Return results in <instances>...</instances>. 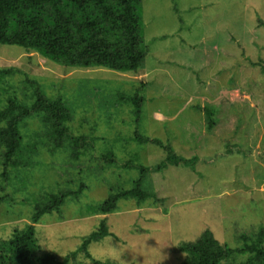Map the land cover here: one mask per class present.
I'll return each mask as SVG.
<instances>
[{
  "label": "rangeland",
  "instance_id": "obj_1",
  "mask_svg": "<svg viewBox=\"0 0 264 264\" xmlns=\"http://www.w3.org/2000/svg\"><path fill=\"white\" fill-rule=\"evenodd\" d=\"M141 9L149 53L137 74L67 67L0 43V67L20 70L6 81L10 91H0V103L12 95L30 102L31 91L22 94V86L36 80L72 109L73 134L95 138L79 158L70 148L51 150L41 143L35 151L29 143L45 132L40 118L29 119L19 159L30 164L13 168L8 179L1 176L0 148V240L30 222L44 195L75 189L81 181L86 188L79 198H69L60 212L45 213L36 224L38 243L63 258L103 219L114 235L92 242L90 255L79 251L70 264H92L93 258L179 264L186 256L180 244L206 229L233 248L252 243L264 229V0H143ZM137 89L144 96L139 125L133 105L118 99ZM199 107L214 109L212 129ZM136 129L154 142L134 141ZM157 142L197 157L195 169L169 165L152 171L144 183L152 196L141 205L123 199L112 213L86 214L114 190L133 186L139 171L125 162L154 165L166 157ZM107 150L114 151L116 165L99 160ZM247 256L235 254L230 261Z\"/></svg>",
  "mask_w": 264,
  "mask_h": 264
},
{
  "label": "trees",
  "instance_id": "obj_2",
  "mask_svg": "<svg viewBox=\"0 0 264 264\" xmlns=\"http://www.w3.org/2000/svg\"><path fill=\"white\" fill-rule=\"evenodd\" d=\"M143 0H0V43L18 45L27 52H37L51 61L67 67H103L114 71L137 74L145 64L149 46L145 42V27L142 16ZM256 65H260L255 63ZM264 69V63L261 62ZM20 73L15 66L0 67V91H10L7 80L15 79ZM23 90L29 89L33 99L27 102L18 96H8L0 103V148L3 149V171L8 179L9 172L20 165L28 166L30 161L20 160L24 156L22 127L29 119L40 118L45 136L33 139L30 149L41 147L51 150L70 148V155L79 158L95 142L94 137L73 134L70 122L73 112L62 96L48 95L40 82L27 79ZM144 87L143 85H141ZM143 89V88H142ZM137 89L134 94L121 93L123 100L133 105L136 121L140 123L144 96ZM140 90V91H139ZM206 113L208 128L214 126V109L199 107ZM133 140L145 144L154 142L138 129ZM163 146L162 142H157ZM166 157L157 164L145 165L127 161L125 168H136L138 178L130 188H119L103 201L89 205L86 214H109L117 209L120 200L135 199L139 205L152 193L144 188L147 175L162 171L169 165H184L195 169L197 157L186 158L164 145ZM99 160L116 165L113 150L101 153ZM86 184L80 182L77 188L59 187L58 191L44 195L34 206L31 220L24 227L17 228L7 239L0 240V264H70L71 257L79 251L90 255L88 247L92 242L114 235L103 219L98 229L86 235L78 249L59 258L51 251L43 250L38 243L36 224L45 213L60 212L69 198H79ZM164 201V200H163ZM246 238V235H244ZM233 248L222 244L210 229L204 230L193 240L184 241L179 249L186 253L179 264H264V229L252 238ZM248 253L241 261H230L235 254ZM92 264H117L112 261L92 259Z\"/></svg>",
  "mask_w": 264,
  "mask_h": 264
},
{
  "label": "crops",
  "instance_id": "obj_3",
  "mask_svg": "<svg viewBox=\"0 0 264 264\" xmlns=\"http://www.w3.org/2000/svg\"><path fill=\"white\" fill-rule=\"evenodd\" d=\"M225 67H227L228 64L223 63Z\"/></svg>",
  "mask_w": 264,
  "mask_h": 264
}]
</instances>
